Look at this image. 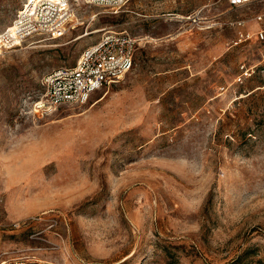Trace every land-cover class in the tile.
I'll return each mask as SVG.
<instances>
[{"label": "rangeland", "instance_id": "1", "mask_svg": "<svg viewBox=\"0 0 264 264\" xmlns=\"http://www.w3.org/2000/svg\"><path fill=\"white\" fill-rule=\"evenodd\" d=\"M25 1L0 0V31ZM261 10L264 0L81 5L65 35L3 52L0 256L261 264L264 41L239 34L257 29ZM107 30L138 37L134 68L87 103L36 114L43 77ZM243 64L256 70L237 82Z\"/></svg>", "mask_w": 264, "mask_h": 264}, {"label": "built area", "instance_id": "2", "mask_svg": "<svg viewBox=\"0 0 264 264\" xmlns=\"http://www.w3.org/2000/svg\"><path fill=\"white\" fill-rule=\"evenodd\" d=\"M128 0H27L18 9L10 25L0 31V55L34 36L57 39L74 29L79 21L75 11L81 5H95L117 13ZM242 6L260 0H226ZM75 18V19H73ZM258 22L252 32L239 31L240 40L253 37L264 41V10L257 12ZM244 26L245 20L235 21ZM139 39L122 30H107L98 40L87 46L73 66H61L42 79V91L33 101L36 114H43L64 104H84L105 87L120 82L135 65ZM254 66L243 64L237 82H243L255 72ZM19 226V223L16 224ZM0 264H58L30 254L18 257L0 256Z\"/></svg>", "mask_w": 264, "mask_h": 264}, {"label": "trees", "instance_id": "3", "mask_svg": "<svg viewBox=\"0 0 264 264\" xmlns=\"http://www.w3.org/2000/svg\"><path fill=\"white\" fill-rule=\"evenodd\" d=\"M259 261L261 262V264H264V260L263 259H260ZM238 262H239V258L238 259H235L232 262L227 263V264H238Z\"/></svg>", "mask_w": 264, "mask_h": 264}, {"label": "bare ground", "instance_id": "4", "mask_svg": "<svg viewBox=\"0 0 264 264\" xmlns=\"http://www.w3.org/2000/svg\"><path fill=\"white\" fill-rule=\"evenodd\" d=\"M74 19V18H73ZM98 30H95L94 32H97ZM91 32L88 30L86 33H84L82 36H86L88 34H90Z\"/></svg>", "mask_w": 264, "mask_h": 264}]
</instances>
